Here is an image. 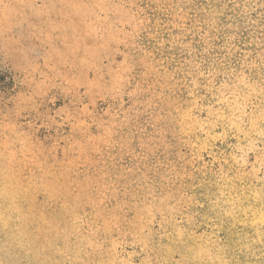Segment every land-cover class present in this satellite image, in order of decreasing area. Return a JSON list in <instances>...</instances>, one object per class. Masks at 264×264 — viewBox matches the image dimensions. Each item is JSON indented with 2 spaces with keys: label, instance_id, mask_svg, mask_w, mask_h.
I'll return each instance as SVG.
<instances>
[{
  "label": "rangeland",
  "instance_id": "rangeland-1",
  "mask_svg": "<svg viewBox=\"0 0 264 264\" xmlns=\"http://www.w3.org/2000/svg\"><path fill=\"white\" fill-rule=\"evenodd\" d=\"M0 264H264V0H0Z\"/></svg>",
  "mask_w": 264,
  "mask_h": 264
}]
</instances>
